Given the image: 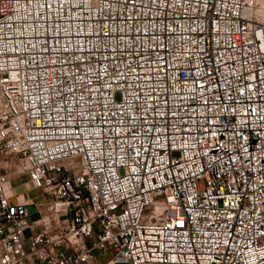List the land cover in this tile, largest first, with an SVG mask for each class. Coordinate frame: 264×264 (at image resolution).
Returning a JSON list of instances; mask_svg holds the SVG:
<instances>
[{"label":"built area","instance_id":"obj_1","mask_svg":"<svg viewBox=\"0 0 264 264\" xmlns=\"http://www.w3.org/2000/svg\"><path fill=\"white\" fill-rule=\"evenodd\" d=\"M263 9L0 0V264H264Z\"/></svg>","mask_w":264,"mask_h":264},{"label":"rangeland","instance_id":"obj_2","mask_svg":"<svg viewBox=\"0 0 264 264\" xmlns=\"http://www.w3.org/2000/svg\"><path fill=\"white\" fill-rule=\"evenodd\" d=\"M12 185L16 188L17 191L23 192L26 197H30L35 203L44 201L47 198V195L41 188L32 187L29 182L28 175L26 173H21L16 175L11 180ZM35 229H26L25 234L30 235L35 233ZM97 256L101 259H105L107 254L103 252H97Z\"/></svg>","mask_w":264,"mask_h":264},{"label":"bare ground","instance_id":"obj_3","mask_svg":"<svg viewBox=\"0 0 264 264\" xmlns=\"http://www.w3.org/2000/svg\"><path fill=\"white\" fill-rule=\"evenodd\" d=\"M247 7H251L252 15H261V10L263 9V1L247 0ZM259 25H264V9H263V16L259 17ZM263 41H264V34H263Z\"/></svg>","mask_w":264,"mask_h":264},{"label":"crops","instance_id":"obj_4","mask_svg":"<svg viewBox=\"0 0 264 264\" xmlns=\"http://www.w3.org/2000/svg\"><path fill=\"white\" fill-rule=\"evenodd\" d=\"M35 264H40V263L37 262V263H35Z\"/></svg>","mask_w":264,"mask_h":264}]
</instances>
